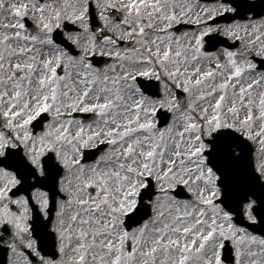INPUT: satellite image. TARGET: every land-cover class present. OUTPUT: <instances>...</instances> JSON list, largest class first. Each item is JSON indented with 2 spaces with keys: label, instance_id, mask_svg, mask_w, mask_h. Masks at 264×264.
<instances>
[{
  "label": "snow or ice",
  "instance_id": "snow-or-ice-1",
  "mask_svg": "<svg viewBox=\"0 0 264 264\" xmlns=\"http://www.w3.org/2000/svg\"><path fill=\"white\" fill-rule=\"evenodd\" d=\"M196 7L95 0L103 26L93 32L92 0H0V129L8 130L0 131V226L13 230L16 264H264V238L232 222L224 178L225 166L240 159L231 148L241 137L264 152V71L253 62L259 57L264 68V24L214 27L209 21L239 15L237 8ZM109 10L120 15L113 20ZM181 22L198 33L176 35ZM66 24L80 29L65 33L79 55L54 41ZM212 33L241 48L225 50L222 63L203 51ZM119 40L130 46L120 50ZM97 55L113 62L97 67ZM141 77L159 82L161 94L145 95ZM77 112L95 119L85 126L73 119ZM45 113L52 119L36 133L29 126ZM102 145L85 163V150ZM258 171L264 177V164ZM37 174L59 177L63 194L50 256L30 230V199L13 191ZM33 198L49 219L47 194ZM253 204L245 203L244 215L255 223Z\"/></svg>",
  "mask_w": 264,
  "mask_h": 264
},
{
  "label": "water",
  "instance_id": "water-1",
  "mask_svg": "<svg viewBox=\"0 0 264 264\" xmlns=\"http://www.w3.org/2000/svg\"><path fill=\"white\" fill-rule=\"evenodd\" d=\"M245 153L242 155L244 159L225 166L224 178L229 190L228 209L235 208L239 210V202L245 200L249 195L252 196L258 204L254 208L255 211H258L257 216L259 218V226L256 229L264 232V191L260 186L257 187L251 184L252 173L248 168V156ZM235 213L237 215L235 221L242 223V218L238 217L241 215L240 212ZM228 249L229 247L225 249V258H227Z\"/></svg>",
  "mask_w": 264,
  "mask_h": 264
},
{
  "label": "flooded vegetation",
  "instance_id": "flooded-vegetation-1",
  "mask_svg": "<svg viewBox=\"0 0 264 264\" xmlns=\"http://www.w3.org/2000/svg\"><path fill=\"white\" fill-rule=\"evenodd\" d=\"M111 19H113V18H111ZM114 20V19H113ZM253 21H255L256 22V24H258V25H262V23L260 22V21H264V16L263 17H260V18H257V19H254ZM234 23H240V22H231V23H228V24H221L220 26L221 27H223V26H227V25H230V24H234ZM102 24V26H103V23H101ZM261 32H264V27H261ZM93 32H95V30H92ZM199 31V29L197 30V32ZM112 35H114V33H112V32H110ZM183 34V33H182ZM181 34V35H182ZM189 34H191V32L189 33ZM242 35H243V33H241ZM239 46H241L240 45V43H239ZM118 47V46H117ZM119 48V47H118ZM239 48V47H238ZM221 50H226V49H221ZM237 50V49H236ZM236 50H233V51H236ZM253 62L254 63H257V65H258V67H257V71L259 72V71H264V68H262V67H260L259 65H260V58L259 57H254L253 58ZM63 74V73H62ZM255 94V93H254ZM42 116H43V118H44V120H43V122H42V124H41V126L39 127V129L37 130V131H35L36 133H39L41 130H42V128L44 127V125H45V123L46 122H50L51 121V116H49L48 114H42ZM75 120H79V121H81V119H75ZM82 122V121H81ZM84 124V123H83ZM85 126H87V125H89V124H84ZM31 129H32V127H31V125L29 126ZM4 132H5V134H7V132H8V130L5 128V130H4ZM21 151H22V153H23V149H21ZM62 174V173H61ZM42 178L43 177H41V176H39L38 174H37V176L35 177V179L32 177V176H30L29 178H28V180H29V192H28V196H26V195H24V196H26L27 198H29L30 199V205H29V207H30V213H31V215H30V219H29V221H28V223H29V227H30V230L32 231V225H33V221H34V217H35V214H38V216L40 217V219H41V221H45L46 220V218H45V216H44V213L43 212H41V210H40V205L36 202V200L33 198V196H34V194H38L39 192H44V193H46L47 194V196H48V199H49V207H48V209H47V212H48V216H49V218H50V216H51V221H50V229H51V226H52V222L55 220V218H56V212L58 211V202H59V199L63 196V194L62 193H60L59 192V177H57V182H56V185H57V193H55L54 195H52V194H50L48 191H46L45 189H43L42 188V183H43V185H44V179L42 180ZM37 181H39V183L37 182ZM17 196H20V195H17ZM13 198H15V197H13ZM51 200H53V202H54V208L53 209H51V207H52V201ZM13 207V210H15V206H12ZM1 228V227H0ZM11 229V228H10ZM11 231H13L12 229H11ZM47 231V230H46ZM2 234H1V229H0V236H1ZM6 238H7V236H5ZM34 238V237H33ZM35 239V238H34ZM36 240V239H35ZM11 245H13V244H11ZM36 245H37V242H36ZM38 247V246H37ZM17 248H18V246H17ZM28 250V249H27ZM18 251H21V250H19V248H18ZM29 252H30V250H28ZM8 255H10V257H11V255L12 256H14L13 254H12V251H11V247H10V245L8 246ZM14 258L15 259H17V257L16 256H14ZM20 260H23V258H20Z\"/></svg>",
  "mask_w": 264,
  "mask_h": 264
},
{
  "label": "rangeland",
  "instance_id": "rangeland-1",
  "mask_svg": "<svg viewBox=\"0 0 264 264\" xmlns=\"http://www.w3.org/2000/svg\"><path fill=\"white\" fill-rule=\"evenodd\" d=\"M13 2H15V0H13ZM218 5H219V3H212V4H210V7H216V6H218ZM200 7H201V6H200ZM200 7L197 6V7L194 9V11H199V10H200ZM2 15H4V14H0V16H2ZM5 22L11 23L12 21L9 19V20H7V21H5ZM245 23H248V22H244V23H242V24H245ZM216 55L220 57L222 63L225 62L224 56H223L221 53H218V54H216ZM73 130H74V129H73ZM258 153H260L261 156L264 157V152H261L260 148H258ZM261 161H264V160H261ZM260 165H262V163H261ZM252 250H253V251H259V248H258V246H255V245H254V246H252ZM246 259H247V258H246Z\"/></svg>",
  "mask_w": 264,
  "mask_h": 264
}]
</instances>
